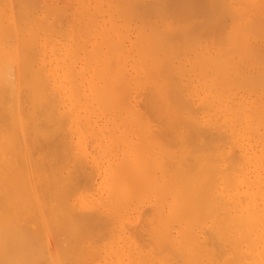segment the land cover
<instances>
[{"label":"bare ground","instance_id":"1","mask_svg":"<svg viewBox=\"0 0 264 264\" xmlns=\"http://www.w3.org/2000/svg\"><path fill=\"white\" fill-rule=\"evenodd\" d=\"M57 1L5 6L0 229L19 232L23 220V229L35 230L25 220L36 226L40 216L43 226L56 225L44 227L63 256L71 243L63 251L59 243L78 233L73 223L106 213L103 226L96 222L102 238L114 216L128 227L115 240L114 264H264V56L257 47L264 27L261 34L259 20L244 18L246 3L240 12L234 6L239 14L244 8V23L225 24L229 0ZM254 26L260 39L251 42ZM70 199L84 213L76 211L75 220L73 210H63ZM68 214L75 228L70 218L65 224ZM87 222L79 239L99 245ZM60 230L65 240L56 237ZM13 235L1 234L8 240L1 245L11 253L28 249V264H36L32 240L22 248L26 234ZM81 245L66 255L91 258L87 245L78 253ZM23 257L19 264L29 261Z\"/></svg>","mask_w":264,"mask_h":264},{"label":"rangeland","instance_id":"2","mask_svg":"<svg viewBox=\"0 0 264 264\" xmlns=\"http://www.w3.org/2000/svg\"><path fill=\"white\" fill-rule=\"evenodd\" d=\"M1 1H2V0H0V5H1L0 10L2 11V12L0 11V42L3 40V38L5 37L4 35L6 34L5 26H6L7 16H8V14H9V11H8V10H9V9H8L9 7H5L6 4H7V6H9L7 0L5 1V2H6L5 4H4L3 2H1ZM3 1H4V0H3ZM8 1H9V0H8ZM52 1H53V3L55 2V6L57 5L56 2L59 3V1H57V0H52ZM222 1H223V0H222ZM225 1H226V0L223 1V4H225V5L227 6L229 3L226 1V2L228 3V4H226ZM237 1H238V2H237ZM253 1H254V0H252V1H251V0H250V1H244V0H243V2L246 3V6H247V8H248V9L245 8L247 14L245 13L244 8H242V11H243L244 14H243V13H240V14H239V12L241 11V9H240L241 7H240V6L245 7V6H243L244 3L242 2V0H232V1L229 0L230 3L233 2V4H234V5H233V4L231 3V4L228 5L229 7H231L230 5H233V6L231 7V9H230V8H225V9L222 8V9H223V10H226V9H227L226 11H230L231 13H232L233 11L238 12V11L240 10V11L238 12V16H239V17H240L242 14H243V15L246 14V16H244V18H245V17L249 18L250 16H252V17H253V19H252V17H251L252 22H253V21H258V20H259V21H258V22H259L258 25L260 24V25H261V28H262V27H264V23L261 24L260 21L263 20L262 22H264V19H263V18H264V13H263V11H264V4H263V3H264V2H262V1H264V0H261V2H260L259 0H255L254 2H253ZM258 1H259V3H258ZM219 2L221 3V1H219ZM248 2H249L250 4H251V3L253 4V5L251 4V5H252L251 7L254 8V9H256V8L258 9L257 6L260 5V6H259L260 8L258 9L259 11H258L257 9H256L257 11H256V10L254 11V9L252 10L251 7L249 6V3H248ZM220 3H219V4H220ZM240 3H241V4H240ZM247 3H248V4H247ZM223 4H222V5H223ZM255 4H256V5L258 4V5L256 6ZM244 5H245V4H244ZM261 5H262V6H261ZM219 6H220V5H219ZM234 6L237 7V10H238V9H239V10H238V11H237L236 9L234 10ZM220 7H221V6H220ZM220 7H219V10H220ZM239 7H240V8H239ZM261 7H263V8H261ZM232 8H233V11H232ZM4 9H5V10H4ZM228 9H230V10H228ZM223 10L221 11L222 13H223ZM249 10H250V14H248ZM260 10H262L261 13H260ZM252 11H253V12H252ZM230 12H228V14H229ZM236 12H233L234 15H236ZM251 12H252V14H251ZM2 13H3V15H2ZM225 13H226V12H225ZM231 13H230L231 16H230V15H227L228 17H230L229 20L226 19V18H225V19L222 18V20H223V22H225V24H227V22L230 21L231 18H232L233 20L235 19V20L238 21V22L240 21L239 23H241V22L244 23V21H243V19H242L243 16L240 17V18L242 19V20H241V19H239L238 16L236 17V16L232 15ZM258 13H259V14H258ZM226 14H227V13H226ZM257 14H258V16H256ZM260 14H262V17L260 16ZM221 15H224L223 17H227V16H225L224 13L221 14ZM248 15H249V17H248ZM253 15H254V16H253ZM259 17H261V18H259ZM236 18H237L238 20H237ZM224 20H226V21H224ZM235 20H234V21H235ZM232 22H233V21H232ZM249 22H250V25H251L252 22L250 21V19H249ZM228 23H229V22H228ZM236 23H237V22H236ZM254 23H255V22H254ZM254 23H252V24H254ZM237 24H238V23H237ZM255 24H256V23H255ZM255 24H254V25H255ZM245 25H246V23H245ZM260 25H259V27H260ZM246 26H247V25H246ZM255 26H256V25H255ZM255 26H254V28L252 27V31L250 32V34H248V33H249V31H250L251 29L247 31V35H248V37L250 38L249 40L251 41V39H254V40H252L251 42H255V41H256L255 39L258 38L257 35H259V34L261 33V31H263V28L260 30L259 27L256 26V27L258 28V31H260V33L258 34V31L256 30L257 28H256ZM255 28H256V29H255ZM253 30H254L255 32H254ZM252 34H254V35H252ZM255 34H256V36H255ZM261 34H262V33H261ZM249 35H250V36H249ZM262 35H263V36H262ZM262 35H259V37L261 36V37L264 39V31H263V34H262ZM254 37H255V38H254ZM261 37H260V38H261ZM260 38H259V39H260ZM262 38H261L260 40L257 39V40H259V41H257L258 43L261 42V41L263 42V43H261V44H260L259 46H257V47H259V51H260V53H261V51H262L261 54H263V56H264V41H263ZM0 45H1V44H0ZM261 48H262V49H261ZM260 49H261V50H260ZM2 58H4V56H2V53H0V61L3 60ZM64 201L66 202V203L64 202L66 205H67L68 202H69V203H68V205H67L66 208L64 207L63 210H65V209H70V214L72 213L71 210H73V213H75L76 211H79L80 209L82 210V206L80 205V206H81V207H80L79 204H78L77 202H74V201L71 200V199H70L69 201H67V200H64ZM60 203H61V206L59 205ZM60 203L57 204L56 206H58V205H59L60 207L65 206V205L63 204V202H60ZM29 204H30V203H29ZM29 204H26V205H28V206L30 207L32 204H30V205H29ZM76 204H78V207H76ZM68 206H69V207H68ZM58 208H59V207H58ZM79 208H80V209H79ZM59 209H60V208H59ZM61 209H62V208H61ZM74 210H75V211H74ZM81 210H80V212H81ZM65 211L68 212V210H65ZM82 213H83V212H81V214L79 215L78 212H77V215L81 217V216H82ZM83 214H84V213H83ZM94 214H96V215L99 214V215H100V213H94ZM94 214H92V215H94ZM87 215H89V214H87ZM92 215H91V216L89 215L88 217H91L90 219H93V220H95V221L92 220V222H91V220H89V218H88V222H87V221H86V217H85L86 215H85V216H83V219H81V218H79V217L77 216L80 220H83L82 222L79 220L80 222L78 221V223H77V222H76L77 220H76V221H73V220H75V219H78V218L76 217V213L74 214V216H75L76 218L74 217L73 220L70 218V217H73V216H71V215L68 214V217H67V216L65 217V218H68V219H67V223H65V224L68 225V223H69L68 221H70V220H72V221H70L69 227L74 226V225H72L71 222H76V223H73V224H79V225H81V226L83 225V224H82L83 222H87V223H84V224L89 225V226H90L89 229H92V231H93V229H95L93 232L96 233V234H98L97 231H96V229H98L97 226H96V224H98V225H100V224H99V223H96V222H98V221L100 222V221H101V222H102V226H103V224H105V223H103V221L106 220L107 218H104V219H103V218H101V217H102L103 215H104L105 217H108V216L106 215V213H101L100 217H98L99 215H98V216H95V215H94V218H93ZM34 216H35V215H34ZM36 216H37V215H36ZM36 216H35V217H36ZM69 216H70V217H69ZM37 217H38V216H37ZM39 217H40V216H39ZM39 217L36 218V219H37V224H38V225H39V223H38V219H39ZM97 217H98L99 219L101 218L103 221H102L101 219L99 220ZM111 217H113V215H112ZM33 218H34V217H33ZM65 218L63 217V219H62V221L64 220L63 222H66V221H65V220H66ZM69 218H70V220H69ZM84 218H85V219H84ZM96 218H97V220H96ZM115 218H116L115 216H114L113 218H111V220H110L111 222L109 221V223H108V225H110L111 227H110V226H106V225H107V223H106V225H105V226L107 227V228H106V231H107L109 228L112 229L113 227H115V230H117V228H118V226H119L118 223H122V224L120 225V228L118 229V231L121 230V231L123 232L124 229L128 228L127 225H125L126 223L123 222L122 218H120V219H118V218L115 219ZM23 219H24V218H23ZM36 219H35V221H36ZM48 219H49V218H48ZM112 219H114V221L116 220L115 223H112ZM0 220L3 221V220H5V219L3 218V219H0ZM31 220H32V218L30 217V219H29V218H28V219L26 218L25 221L27 222V224H30V223H31L30 225H31L32 227H35V230H34V228H31V229L28 228V229H26V230L23 229V226H21V224L23 223V224L25 225V223L23 222V220H21V221L18 220V225H20V226H16V229L18 228V231H19V230H20V231H19V232H16L17 230H14V232H15V240L19 237L20 232L22 233L23 236L26 234V235H25V238H27V240H26V239H25L24 237H22V235H21L20 237H22L23 240H21V238L19 237V238H20V243L23 242V241H28V240H29V242H30V240H32V241H31L32 243L30 242V243H31V247L35 248L34 250H36V251H34V250L31 248V250H33L34 252H33V251H30V250H29V252H32L33 256H35V257L32 258V259H35V258H36V261L39 260L36 264H41L42 261H40V258H41V260H42V259H44V260L46 259V260H47V257H48L49 260H50V261H49L50 263L48 262V264H51V262H52V264H59V263H58V259H57L58 257H56V256H57L56 254H58V253H56V252L54 251L55 249L57 250L56 247H58V245L55 247V249H53V245H52V244H54V243H50V242H54V239L52 238L53 241H51V239H49V236H48V234H47L48 231L46 232V229H45V227L48 226L49 229L47 228V230L50 231V227H52V226L55 225V224L53 223L54 220L52 221L53 224L50 225V227H49V223H47V226L44 225V226H45V227H44L43 224H42V221H43V223H45V224H46V222H48V221L44 222V221H45L44 218H40V219H39V220H40V224H41V226H43V230L41 229V230L43 231V236H42V237L39 236L38 229H37L38 227L36 228V226H38V225L34 226L35 224L33 225V221L31 222ZM33 220H34V219H33ZM60 220H61V219H60ZM60 220H58V222H61ZM84 220H85V221H84ZM108 220H109V219H107V221H108ZM10 221H11V223H15V222H13L12 219H10ZM14 221H15V219H14ZM35 221H34V222H35ZM56 221H57V220H56ZM56 221H55V222H56ZM114 221H113V222H114ZM19 222H22V223L19 224ZM50 222H51V221H50ZM93 222H94V223H93ZM116 222H117V223H116ZM4 223H5V221H3V223H1V224L4 225ZM11 223H10V224H11ZM56 223H57V222H56ZM80 223H81V224H80ZM92 223H93V224H92ZM111 223H112V224H111ZM123 223H125V224H123ZM1 224H0V226H1ZM63 224H64V223H63ZM63 224H61V225H63ZM65 224H64L63 226H66V227H67V225H65ZM3 225H2V226H3ZM12 225H13V224H12ZM14 225H17V224L15 223ZM59 225H60V223H59ZM61 225H60V226H61ZM79 225H76L77 228H75L76 226L73 227V228L77 229V230H76V233H77V232L79 233V230H78V229L81 228ZM91 225L96 226V227H93V226H91ZM112 225H113V227H112ZM122 225H124V226L122 227ZM2 226H1V229L6 228V227H2ZM4 226H5V225H4ZM9 226H10V225H9ZM26 226H27V225H26ZM39 226H40V225H39ZM55 226H56V225H55ZM63 226H62V227H63ZM85 226H86V225H85ZM128 226H129V225H128ZM69 227H67V233L69 232L68 234H70V231H71V230L68 231ZM82 227H84V225H83ZM91 227H92V228H91ZM53 228H54V227H53ZM99 228H101V227H99ZM102 228H103V227H102ZM1 229H0V235L2 234V236H3L4 231L1 230ZM8 229H9V230H8ZM12 229H13V228L10 229V227L7 228V231H9V234H10V230H12ZM14 229H15V228H14ZM51 229H52V228H51ZM56 229H57V228H56ZM64 229L66 230V228H64ZM64 229H62V230H64ZM82 229H83V228H81V230H82ZM110 229H109V231H111V233L108 231V232H109V235H108V236H110L109 238H107V234H108V232L106 233V232L103 231V232H104V235L106 234L105 237L108 239V241H107L106 239H105V240L103 239V238H105V237L102 238L103 235H100V234H98V235H94L93 232H92V235H91L89 232H87V233H89V235H91L92 237L98 236L97 238H99V236H100L101 239H103L102 241H101V239H100V242H102V243H100L99 245H98L99 240H98V243H97V241H96L95 239H94V241H93L92 243H90V240L88 239V237H87L88 240L84 241V240L86 239V238H85L86 236H85V237L82 236V234H83L82 232H83V231L85 232L84 229L82 230V232L80 231L79 234H81V235H79L78 233L75 234V232H74L75 230L72 229V232L74 233V236H71V235H73V233H72V234L70 235V237H71V238L73 237V238H74V241H73V238L70 239V240L67 239V238H70L69 235H68V236L66 237V240H68V244H65V243H67L66 240H65V236H66V234H64V233H65V232H64L65 230L63 231L64 233L62 232V230H60V231L62 232V235H61V233H60V234H59L60 236L58 235V236H56V237H58L59 239H60V237H61V238L64 237L63 240H65V241H62L61 244H63V245H60L59 242H56V243H59V247H60V246H64V248H65V246L68 247L67 245H69V243L72 244L73 242L76 243L77 245H81V242H80L81 239H79V238H81V236H82V237H83L82 239H84V238H85V239H84V240H81V241L87 243V244L85 243L84 245H85V246L87 245V249H88V250L90 249V251H88L87 249H86V251H85V250H84V247H83L84 245H83V246L81 245L79 248H78V246H77V249H76V250H77L78 253H79V251L82 252V250H79V249H82V248H83V250H84L85 252H87L88 256H90L91 258H94V259H92V261H90L91 258L88 257V259H87L86 256H83V258H79L80 256H82L81 253H80V256H78L77 254H75V256H76V255L78 256L77 258H78L79 260L81 259V260H80V264L82 263L83 260H85V257H86V260H87V261L85 260L86 263H88V262L90 261L88 264H106L107 262H108V264H114V263L112 262V260L114 259L113 261L115 262V257H116V253H115L116 250H115V249H116V247H118V242H116V241H117V240H120L121 237L123 236V234H121V233H122L121 231H119V233L121 232L120 234L115 233V232H118V231H115L114 228H113L112 230H114L115 232H113V231L110 230ZM122 229H123V230H122ZM41 230H40V231H41ZM87 230H88V227H87ZM87 230H86V231H87ZM103 230H105V228H104ZM1 231H2V232H1ZM7 231L5 232L6 235H8V234H7ZM40 231H39V232H40ZM51 231H54V230H51ZM51 231H50V232H51ZM55 231H56V230H55ZM99 231H100V230H98V232H99ZM101 231H102V230H101ZM14 232L12 233V231H11V234L8 235L9 237L12 238V240H13V238H14V235H13ZM103 232H101V233H103ZM5 233H4V236H6ZM17 233H18V236H17ZM40 233H42V232H40ZM58 233H59V230H58V232H56V233L54 232L55 235L58 234ZM112 233H113V236H114V237L111 236ZM12 235H13V236H12ZM40 235H41V234H40ZM49 235H50V234H49ZM64 235H65V236H64ZM77 235H78V236H77ZM86 235H87V234H86ZM89 235H87V236H89ZM93 235H94V236H93ZM116 235H117V237H119L118 239H117ZM2 236H1V238H0V245L2 244V241H3V242H4V241H8V240H6V239H2V238L4 237V236H3V237H2ZM8 236H6V237L8 238ZM16 236H17V237H16ZM30 236H31L32 238H30ZM75 236H76V237H75ZM120 236H121V237H120ZM6 237H5V238H6ZM39 237H40L41 239H40ZM50 237H51V235H50ZM52 237H53V236H52ZM11 238H9L10 241H11ZM54 238H55V237H54ZM75 238H77V241L79 240L78 242H80V243H77V241H76ZM89 238H91V237H89ZM95 238H96V237H95ZM24 239H25V240H24ZM56 239H57V238H56ZM39 240H40V241H41V240L43 241V242L41 241V242H42V245H41V246H40V241H39ZM60 240H62V239H60ZM91 240H93V239H91ZM115 240H116V241H115ZM17 241H18V240H17ZM57 241H58V239H57ZM70 241H71V242H70ZM75 241H76V242H75ZM109 241H110V243H109ZM112 241H113V243H112ZM114 241H115L116 243H115ZM18 242H19V241H18ZM33 242H34V244H33ZM83 242H82V244H83ZM88 242H89L90 246H89ZM94 242H96L97 244H96V243L94 244ZM10 243H11V242H10ZM23 243H24V242H23ZM23 243H22V244H23ZM56 243H55V244H56ZM74 243H73V245L76 246V244H74ZM107 243H109L110 246H108ZM114 243H115V244H114ZM5 244H6V242H5ZM25 244H27V243H24V244L22 245V248H23V246H24ZM71 244H70L69 247L73 246V245H71ZM104 244H105V245H104ZM18 245L20 246V244H18ZM29 245H30V244H29ZM95 245H98V246L96 247ZM114 245H116V246L113 247ZM1 246L3 247L4 244L1 245ZM1 246H0V248H1ZM54 246H55V245H54ZM75 246H74L73 248H75ZM102 246H103V247H102ZM107 246L109 247V252L107 251V249H108ZM40 247H41V249H40V251H39V248H40ZM69 247H68V248H69ZM27 248H28V245H27L26 249H27ZM61 248H62V247H60V250L63 251L64 248H62V249H61ZM68 248H66V250H65L66 252H68V253L71 252V254H72V253H76V251H75L74 249H73V250H74V252H73V250H70V248H69L70 251H67ZM85 248H86V247H85ZM110 248H111V254H110ZM29 249H30V248H29ZM58 249H59V248H58ZM92 249H93V250H92ZM3 250H5V246H4V249H2V248L0 249V252L3 251ZM6 250H7V249H6ZM6 250H5V251H6ZM22 250L24 251V253H25V251H28V249L25 250V248L22 249ZM60 250H58V251H60ZM95 250L97 251V253H98L99 255H98L97 253H95V252H92V251H95ZM5 251H4L3 253H8V255H5L4 258H1V257H0V258H1V259H4V260L2 261L3 263L6 261V264H9V263H11L10 261H11V260L13 261L14 257H16V256H15V255H16L15 253H17V251H15V253H14V252L11 253V252H9L8 250H7L8 252H5ZM37 251H39V252H37ZM41 251H42V252H41ZM65 251H64V252H65ZM99 251L102 252V253H100ZM19 252H21V250H20V251L18 250V253H17V254H19V256L17 255L18 258H19V257H22V258L24 259V257H23L24 255H25V258H26V256H28V257H27L28 259L26 258L27 260H29L28 262H26V263L28 264V263L30 262V257H29V255H30L31 253L28 255V253H27V254H26V253L24 254V253L22 252V254H21V253H19ZM60 252H61V251H60ZM60 252H59V254H58L59 257H61V258H60V261H61V259H62V257H63V263H62V261H61V262L59 261L61 264H64V261L67 260V256L69 257V258H68V260H69V259H71V257L74 255V254H73L72 256H69V255H66V254H68V253L65 252L66 254H64L63 256H61V254H63V252H61V253H60ZM90 252L92 253L91 255H90ZM13 253H14L15 255H13ZM55 253H56V254H55ZM93 253H95V255L97 256V258H96V256L94 257V254H93ZM11 254H12V255H11ZM83 254L85 255L84 252H83ZM87 254H86V255H87ZM101 254H104V255H101ZM105 254H106V255H105ZM2 255H4V254H2ZM21 255H23V256H21ZM41 255H42V257H41ZM111 255H112V256H111ZM113 255H114L115 257H114ZM0 256H1V254H0ZM6 256H8V257H6ZM30 256L32 257V255H30ZM64 256H65V257H64ZM99 256H100V257H99ZM9 258H10L11 260H9ZM18 258H15V259L18 260ZM73 258H74V256L72 257V259H73ZM108 258H109V259H108ZM15 259H14V261L16 262ZM78 259H75V258H74L75 262H74L73 260H70L71 262L69 263V261H68L67 264H72V262H74V263L77 262L76 264H78V263H79ZM27 260H25V261H27ZM46 260H45V261H46ZM76 260H77V261H76ZM0 261H1V260H0ZM14 261H13V262H14ZM20 261L24 263V261H22V259L20 260V258H19V262L17 261L18 264L20 263ZM45 261H44V262H45ZM101 261H103V262H101ZM7 262H8V263H7ZM13 262H12V264H15V263H13ZM44 262H43V263H44ZM65 262H67V261H65ZM110 262H111V263H110ZM3 263H2V264H3ZM43 263H42V264H43ZM74 263H73V264H74ZM83 263L86 264L85 262H83ZM83 263H82V264H83ZM0 264H1V262H0ZM30 264H31V263H30ZM33 264H35V263L33 262ZM44 264H45V263H44ZM115 264H118V259L116 260V263H115Z\"/></svg>","mask_w":264,"mask_h":264}]
</instances>
